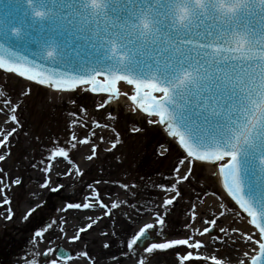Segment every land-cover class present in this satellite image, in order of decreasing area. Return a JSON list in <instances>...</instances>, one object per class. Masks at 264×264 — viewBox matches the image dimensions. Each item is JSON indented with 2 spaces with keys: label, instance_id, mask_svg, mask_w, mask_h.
<instances>
[{
  "label": "snow or ice",
  "instance_id": "6c2138e0",
  "mask_svg": "<svg viewBox=\"0 0 264 264\" xmlns=\"http://www.w3.org/2000/svg\"><path fill=\"white\" fill-rule=\"evenodd\" d=\"M73 5L79 7L74 9ZM110 6L114 12L118 8L124 12L123 20L109 14ZM35 7L47 9L48 14L54 11L59 22L72 23L78 19L90 25L93 51L88 53V58L81 57L77 65L67 56L59 55L56 35L49 33L54 30L62 35L64 31L34 22V17H45L33 16ZM146 10L151 12L156 24L153 45L163 43L158 52L150 54L155 57V66L148 61L149 55L136 53L127 59L116 57L109 52L110 45L105 42V37H108L128 44ZM173 27L171 0H108L105 11L95 15L85 6L84 0H36L34 5L32 0H5L0 7V70H4L0 71V87L4 89L3 103L7 106L0 107V114L5 117V125H13L0 128V147L3 148L0 152V183H3L0 188V215L5 220H12L17 217V208L28 202L19 214L20 222L32 229L29 241L33 251L28 254L25 264H37L33 259L37 254L42 255L45 264H57V260L48 255L52 249L39 253L38 243H52L67 236L64 228L67 220L59 217L54 222L51 214L47 220H41L47 201L37 202L26 186L23 172L5 183L8 172L4 165L14 155V141L19 132L25 129L21 102L11 101L12 92L8 88V78L17 74L18 78L50 86L61 93L85 85L90 86L91 93L110 94L99 98V101L92 97V109L103 108L106 118L103 124L99 118L92 122L104 128L111 124L114 131L113 138L107 142L108 147H104V135L97 137L92 132L84 136L82 143L88 145L89 152L83 155L82 167L77 159L70 156L68 149H77L72 142L78 137L69 129L66 141L59 137L50 141L43 147L40 158L34 159L31 165L33 168L39 166L44 173L40 187L47 188L50 193L60 195L64 191L65 185L60 177H70L74 184L83 183L81 196L75 200L65 197V209L60 211L67 209L77 213L75 232L67 239L79 246L82 251L75 255L82 256L86 264H97L94 249L90 247L93 244L99 245L101 252L122 245L123 249L116 248V254L111 256L114 264H119L122 257L131 256L130 250L134 247L137 264H152L153 256L169 250L174 254L172 264H225L226 260L232 264L233 258L235 264H264V0H247V7L240 15L223 23L214 17H198L192 29L173 31ZM234 28H244L248 33V44L242 50L230 43L229 37L235 35ZM156 37H167V40ZM168 50H171L170 55L164 56ZM24 52L29 55H24ZM130 86H134V91ZM122 87H127L125 98L130 96L137 114L143 116L144 121L167 128L171 140L169 151L164 156L171 154L173 145L176 148V159L168 173L174 182L154 185L163 192L164 199L154 202L150 209L136 199L135 192L130 193L131 200L111 201L112 193L105 195L99 187L102 183H111L128 190L138 186L136 181L91 175L93 170L103 173L101 152L106 153L104 164H111L109 157L120 159L117 153L123 148L125 138L119 124L113 123L116 117L109 109L112 99L121 95ZM30 92V86L20 88L17 95L22 100ZM83 94L85 88L81 87L71 100L74 117L88 109L79 100ZM192 95L197 97V102L204 100L200 107L206 109L208 115L202 121L193 119L184 111ZM181 99L185 103H181ZM71 123L77 121L72 120ZM140 128L142 130L143 125ZM128 131L129 134H140L135 128ZM97 138L99 144L95 142ZM58 158L68 161V167L60 173L53 172V166L59 168L62 163ZM209 161L214 162V167L221 174L214 177V197L220 194L219 199L214 200L215 207L191 203L190 208L182 210L188 216V222L182 226L185 234L169 232L172 211L188 196V191L198 189L201 193L192 192L194 201L207 194L209 186L207 182L201 184L196 168ZM54 175L58 179L53 180ZM86 177L88 180L85 182ZM185 184L188 189H185ZM86 190L91 191L85 194ZM129 206L133 211L140 207L150 219L143 223L137 221L138 228L131 222L127 228H117L114 213ZM241 210L245 214L243 224H247L250 218L247 228L237 222ZM122 215L129 218L127 211ZM197 217L205 226L193 230ZM228 217L232 218L235 226L226 229L222 225ZM105 219L108 223L102 228ZM252 226L258 229L257 233H253ZM109 228L111 232L107 230ZM121 232L128 233V238L121 239ZM206 234L208 239H203ZM170 235L172 238H168ZM109 236L113 239H108ZM239 244L245 245L247 251ZM209 246L213 252L223 249L224 255L211 254ZM61 247L57 246L55 254L67 260L72 253L61 251ZM237 253L248 260L240 259ZM16 264H20L19 259Z\"/></svg>",
  "mask_w": 264,
  "mask_h": 264
},
{
  "label": "rangeland",
  "instance_id": "374dc122",
  "mask_svg": "<svg viewBox=\"0 0 264 264\" xmlns=\"http://www.w3.org/2000/svg\"><path fill=\"white\" fill-rule=\"evenodd\" d=\"M2 83V82H0ZM31 87V92L26 93L24 98L17 95L20 88ZM8 88L12 92L11 101L20 100L21 102V119L25 125V129L19 132V135L14 141L15 147L13 148L14 155L11 159L7 161L4 165L6 171L8 172V178H6L5 183L9 178L20 175L21 172L24 173V179L26 181L27 188L34 194V198L39 202L40 200L47 201L50 198L49 203L47 202L46 207L42 211L41 220H47L49 214L52 215L53 221L59 217H64L67 223L64 225L67 236L73 235L72 231L68 229L70 226L77 224L75 219L77 213L74 210L60 211V209H65L66 200L65 197H70L72 200L77 199L81 196L80 188L83 187V183L74 184L70 177H60V181L65 185V189L60 195L55 193H50L47 188L40 187V183L44 173L40 170L39 166L36 168L31 167L33 160H38L40 158L41 151L43 147L50 143V141L59 137L61 141H66L69 136V129L75 132L78 139L73 141L77 145V149L69 148L70 156L73 159H77L84 166L83 155L89 152V147L82 143L84 136H89L92 132H95L97 137L99 135L105 136L104 147H108V141H110L114 136V131L111 124L108 128L98 126L93 123V120L101 119V124L106 122L104 115V109H92V97L99 98L104 96H93L88 93L85 89V94L79 96V100L83 101L87 106V110H82L79 116H72V111L74 106L71 104L72 98L76 97L79 90L73 93H58L56 91H51L47 89H42L38 85L27 82L25 80L19 79L15 76L8 78ZM4 89L0 87V107H7L3 103ZM108 107V105H105ZM114 112L116 119L113 123H118L120 130L123 132L125 138V143L117 156L120 158L118 160H113L111 157V164L107 165L103 163V158L106 153L101 152V162L100 166L103 167V173H97L95 170L91 173L93 176L103 175L105 178H122L126 182L136 181L138 186L125 190L122 186H117L111 183H102L99 185L104 190L105 195L111 192V201L131 200L130 193H136V199L140 203L151 208L154 202L159 203L164 199V194L154 185L160 182H174L168 176L171 168L176 159V148L173 145L171 147V154L167 157H161L163 160L159 165V169L155 172L150 173V165L145 163V158L149 159L151 153L157 155L152 149L150 152L144 155L146 137L148 136L152 142H160V140L166 144L167 152L169 151V142L171 138L167 137L162 129L154 123H149L144 121V119L139 118L131 109L128 104L124 101H111V108L109 109ZM91 115V119L89 118ZM5 117L0 114V123H3ZM72 120H76L77 123H71ZM139 121V123H137ZM84 125H87L85 127ZM140 125H143L141 130ZM11 124L6 125L4 128H10ZM1 128V127H0ZM135 128L140 134L132 133L129 134L128 129ZM146 130V131H143ZM97 144L100 143L99 139L95 140ZM0 152H3V148L0 147ZM165 148H161L160 154L164 156ZM73 153L75 155L73 156ZM59 168L53 166V172L60 173L65 168L68 167V161L63 160ZM142 160V162H141ZM2 163V162H0ZM147 167V168H145ZM148 169V172L146 171ZM145 171V173H143ZM158 172V173H157ZM197 176L200 178V182L203 185L207 182L208 195L216 190V181L212 172L208 170L205 166H200L196 168ZM53 180L58 179L57 176L52 177ZM88 177L85 178V182ZM195 180V178H194ZM3 187V183H0V188ZM185 189H188V185L185 184ZM91 190H86L85 194ZM169 193L171 190H168ZM192 192L199 193L198 189H191L188 191V196L181 200L178 205H175L174 210L171 214V228L169 232H179L181 235L185 234L183 225L188 222V216L183 214V209L190 208L191 203L196 202L198 205L202 203L194 201L191 199ZM219 196L220 194L217 193ZM219 199V198H218ZM110 202V201H109ZM28 206V202L20 205L17 208V217L12 220H5L4 216L0 215V264H16L19 259L20 264H25V260L28 259V254L33 251L29 237L31 235V226L20 222L19 214L24 211ZM2 210V209H0ZM127 211L129 213V218L126 219L122 212ZM197 211H199L197 209ZM113 219L117 221V228H127L129 223L139 227L137 221L140 223L146 222L150 219L147 213H143L140 207H137L135 211L132 210L131 206L127 209H122L121 211L115 212ZM244 216L241 214L237 218V222L243 221ZM108 220L105 219L104 224L101 225L103 228ZM205 225L201 224L196 218L193 224V230L196 227L203 228ZM133 228V231L136 230ZM109 232L112 231L111 228L107 229ZM67 236L58 238L52 243L44 241L38 243L39 253H45L46 249H52V257L57 260V264H86L85 259L80 256L75 255L76 252L82 251L75 242H71L67 239ZM128 238V233L121 232V239ZM168 238H172L170 235ZM42 239V238H41ZM108 239H113L109 236ZM203 239H208L207 234ZM8 241L11 248L5 246ZM97 244L90 245L92 249H95ZM57 246H62L63 248L72 252V257L67 261H60L56 258V248ZM116 246H119L116 245ZM101 252L97 250L93 252V255L97 258V264H114L111 260V256L114 252H111L116 247ZM223 250V249H222ZM213 252L211 246H209V252L215 255H223V252ZM132 255L129 257H122L119 264H137V257L135 255V247L130 250ZM224 251V250H223ZM111 252V253H110ZM141 254H143L141 249ZM33 259L36 260L37 264H43L42 255L37 254ZM174 259V254L171 250L167 252H158L152 257V264H172ZM248 260V258H246ZM211 264V262H209Z\"/></svg>",
  "mask_w": 264,
  "mask_h": 264
},
{
  "label": "clouds",
  "instance_id": "9594fccd",
  "mask_svg": "<svg viewBox=\"0 0 264 264\" xmlns=\"http://www.w3.org/2000/svg\"><path fill=\"white\" fill-rule=\"evenodd\" d=\"M108 0H84L85 6L92 14H102L107 6ZM153 2V0H146ZM35 4V0H32ZM247 7V0H171V11L173 19V31H183L193 28L198 17L212 18L223 23L237 17ZM34 14L47 16L48 11L35 7ZM156 24L151 12L147 11L138 21L132 37L138 41L155 42L153 37ZM235 35L230 36V43L238 50H242L248 44V33L244 28H234ZM156 39L167 40V37H156ZM105 42L110 45L109 52L119 58L127 59L130 56L128 44L116 38L105 37Z\"/></svg>",
  "mask_w": 264,
  "mask_h": 264
},
{
  "label": "water",
  "instance_id": "95a60500",
  "mask_svg": "<svg viewBox=\"0 0 264 264\" xmlns=\"http://www.w3.org/2000/svg\"><path fill=\"white\" fill-rule=\"evenodd\" d=\"M5 0H0V7H2ZM36 2V0H35ZM74 9L78 8V5H73ZM47 10V9H46ZM68 11V9H65ZM109 14L113 15V17L119 16L121 20L124 18V12L119 8L117 11H112V6L109 8ZM125 14H127L125 12ZM34 16V12H33ZM34 22H39L42 26H47L49 29H61L63 30V34L55 33L54 30L50 31L49 35H56V43H57V53L59 55L67 56L70 61H75L76 59L80 60L81 57L88 58V53L93 51L91 45L93 41L90 39L91 37V26L86 22L81 20H74L72 23L59 22L55 18V12H49V14L45 17H34ZM48 30L46 29V32ZM198 39V37H194ZM155 42L148 41H138L135 38L131 37L130 42L128 43V47L130 49V53L135 55L136 53H140L142 55H149L148 61L155 66V59H151L150 57L153 52H158L161 47H163V43L160 45H153ZM21 51V50H17ZM168 52V53H167ZM79 53V56L77 55ZM168 51L164 52V56H167ZM24 55H29V53L24 52ZM164 56H162L164 58ZM35 58V57H32ZM52 59H55L53 57ZM79 65V64H77ZM196 96H189L187 106L184 109L185 112L189 113L193 119L203 120L204 117L208 115L207 110L201 107H198L195 104ZM114 100H119V98H113ZM203 102L204 100L201 99ZM181 103H185L183 99L180 100Z\"/></svg>",
  "mask_w": 264,
  "mask_h": 264
},
{
  "label": "bare ground",
  "instance_id": "6f19581e",
  "mask_svg": "<svg viewBox=\"0 0 264 264\" xmlns=\"http://www.w3.org/2000/svg\"><path fill=\"white\" fill-rule=\"evenodd\" d=\"M132 89H133V91H134V88L133 87H131ZM127 91V87H122L121 88V95L119 96V100L120 101H124V102H126V104H128L129 106H130V109L139 117V118H141V119H143V116H140V115H138L137 114V108L135 107V104L134 103H132V101H131V99H130V96L128 97V98H125V95H124V93ZM119 100H114V99H112V101H116V102H118ZM157 120H158V118H157ZM155 124V123H154ZM157 125V124H156ZM6 125L4 124V123H0V127L1 128H4ZM161 128H163V126H160ZM206 166L205 167H207L208 168V170L210 171V172H212V174L215 176V175H220V173H219V170H218V168L217 167H214V165H211V164H205ZM198 195H201V193L199 192L198 193ZM219 198V196L216 194L215 195V197H214V192H212L211 194H209L208 195V192H207V194L206 195H202V197H201V199L199 200V202H201L202 204L201 205H204L205 207H207V206H209V205H211L213 208L215 207V203H214V200L215 199H218ZM198 210H199V207H198ZM226 215H227V213H226ZM198 218V221H199V217H197ZM241 225H242V227H244V228H247V227H249L250 226V220H248V223L247 224H243V221H242V223L241 222H239ZM75 226H76V224L75 225H72V226H70L68 229H70L71 231H72V233L74 234V232H75ZM222 226H224L226 229H227V227H229V226H235V224H233V220H232V218L231 217H228V219H226V221H225V224L224 225H222ZM252 230H253V233L255 234V233H257V231H256V229L252 226ZM226 239H227V237H226ZM228 243L229 244H231L232 243V241L229 239L228 240ZM239 247L240 248H243L245 251H247V248L245 247V245H243V244H239ZM116 248H121V249H123V246L122 245H119V246H116L115 248H114V250L113 251H111V252H114V254H116ZM95 251H97V250H100V248H99V245H96V247H95V249H94ZM228 251H231V249H228ZM110 252V253H111ZM222 252H223V255H224V251L222 250ZM239 256H240V259H243V260H245V261H247V257H244L242 254H240V253H237ZM225 264H229V262L226 260V262H225ZM232 264H235V258H233V260H232Z\"/></svg>",
  "mask_w": 264,
  "mask_h": 264
},
{
  "label": "trees",
  "instance_id": "16d2710c",
  "mask_svg": "<svg viewBox=\"0 0 264 264\" xmlns=\"http://www.w3.org/2000/svg\"><path fill=\"white\" fill-rule=\"evenodd\" d=\"M150 147V146H149Z\"/></svg>",
  "mask_w": 264,
  "mask_h": 264
}]
</instances>
